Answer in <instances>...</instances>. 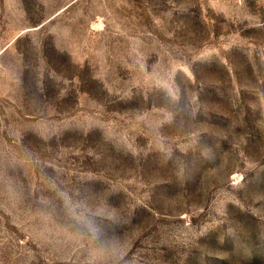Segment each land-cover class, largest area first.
<instances>
[{
	"label": "rangeland",
	"instance_id": "1",
	"mask_svg": "<svg viewBox=\"0 0 264 264\" xmlns=\"http://www.w3.org/2000/svg\"><path fill=\"white\" fill-rule=\"evenodd\" d=\"M0 264H264V0H0Z\"/></svg>",
	"mask_w": 264,
	"mask_h": 264
},
{
	"label": "clouds",
	"instance_id": "2",
	"mask_svg": "<svg viewBox=\"0 0 264 264\" xmlns=\"http://www.w3.org/2000/svg\"><path fill=\"white\" fill-rule=\"evenodd\" d=\"M84 228L87 230V233L91 235L93 239L96 238V229L94 225L91 222H84ZM110 248L109 242H100L98 247L95 249V252L97 254H102L106 251H108Z\"/></svg>",
	"mask_w": 264,
	"mask_h": 264
}]
</instances>
